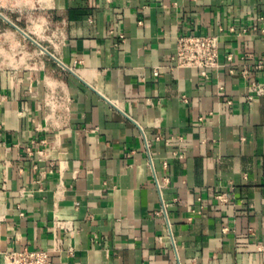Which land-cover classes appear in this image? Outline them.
<instances>
[{"label":"crops","instance_id":"1","mask_svg":"<svg viewBox=\"0 0 264 264\" xmlns=\"http://www.w3.org/2000/svg\"><path fill=\"white\" fill-rule=\"evenodd\" d=\"M188 34L219 37L207 78L171 68ZM251 81L264 0H0V264L56 235L53 264H264Z\"/></svg>","mask_w":264,"mask_h":264},{"label":"built area","instance_id":"2","mask_svg":"<svg viewBox=\"0 0 264 264\" xmlns=\"http://www.w3.org/2000/svg\"><path fill=\"white\" fill-rule=\"evenodd\" d=\"M231 60V56L228 58ZM171 68L179 69H197L207 78L209 72L220 66V40L216 35H197L188 34L180 36L177 40L176 53L170 58ZM244 76L249 79L250 73L245 71ZM158 75V71L154 72ZM250 88L252 94L263 95V85L251 81ZM249 96L252 100L253 96ZM173 139L168 140L167 144H171ZM180 149L174 153L175 157L184 160L186 157V147L182 138L178 139ZM221 203H228L226 195L218 196ZM227 230V229H226ZM61 250V238L56 235V243L52 250L42 249H25L11 250L3 254V264H53L54 256Z\"/></svg>","mask_w":264,"mask_h":264}]
</instances>
